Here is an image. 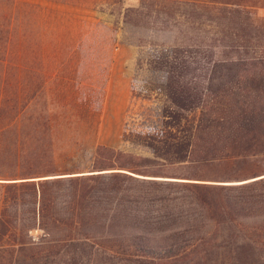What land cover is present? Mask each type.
Returning a JSON list of instances; mask_svg holds the SVG:
<instances>
[{"label":"trees","instance_id":"16d2710c","mask_svg":"<svg viewBox=\"0 0 264 264\" xmlns=\"http://www.w3.org/2000/svg\"><path fill=\"white\" fill-rule=\"evenodd\" d=\"M64 1L103 9L97 0ZM261 8L264 0L126 6L118 42L140 48L131 97L141 102L123 138L149 154L98 144L91 168L72 172L51 165L48 116L35 107L44 81L31 65L17 75L20 64L8 61L34 42L2 40L0 135L13 131L21 153L25 126L39 132L37 164L0 181V240L16 245L8 264L22 252L32 264H93L75 245H111L99 264H264L254 246L264 245V175L230 182L177 170L264 153ZM12 19L5 16L8 30Z\"/></svg>","mask_w":264,"mask_h":264},{"label":"rangeland","instance_id":"374dc122","mask_svg":"<svg viewBox=\"0 0 264 264\" xmlns=\"http://www.w3.org/2000/svg\"><path fill=\"white\" fill-rule=\"evenodd\" d=\"M97 1L103 9H95L108 14L113 21V28L117 30L124 8L139 2V0ZM80 6L89 5L64 0H0L1 45L2 40L8 35L24 45L28 39L34 42L33 51L20 48L16 54L8 56V61L14 60L20 64L16 70L17 75L24 76L28 70L25 66L31 65L39 80L44 81L47 74L51 76L49 82L45 86L43 84L35 100V107L46 112L48 116L51 165L56 172L91 168L98 144L149 154L143 147L123 138L130 115L138 119L137 112L140 109L141 100L131 97L132 78L136 72L140 48L126 44L129 46V55L124 50L119 51L118 66L112 68L114 77L112 86L110 89L104 88L108 70L110 74L108 55L112 51V46L102 40L104 33L102 30L98 36H85L88 27L80 21L83 15ZM260 12L264 13V8H261ZM6 15L13 16L9 30L3 26ZM131 50L133 53H130ZM89 51H95L96 56L88 55ZM128 57H131L129 62ZM120 72L128 78V85ZM126 86L128 92L124 106L125 100L123 98L122 101L121 98ZM22 116L24 121L28 122L29 112H23ZM38 136L39 132L25 126L20 153L18 147L11 144L13 131H6L0 135V181L18 177L37 164L34 148ZM177 170L198 173L197 177H228L233 179L230 182H239L240 178H248L255 174L264 175V153L254 154L239 162L228 160L196 168L181 167ZM3 205V188L0 186V210ZM37 232L33 230L32 234ZM8 237L0 240V264H8V259L16 247L9 245L13 237ZM109 246L111 245H75V248L88 256L93 264H99L101 261L108 262L105 254L99 250L101 247ZM254 246L264 255V245ZM58 248V245L49 247L53 252ZM72 253L76 252L70 247L68 256ZM224 262L223 264L228 263L226 258ZM18 263L32 264V259L22 252L19 262L16 261L15 264ZM214 264H221V261Z\"/></svg>","mask_w":264,"mask_h":264},{"label":"crops","instance_id":"0c3cea01","mask_svg":"<svg viewBox=\"0 0 264 264\" xmlns=\"http://www.w3.org/2000/svg\"><path fill=\"white\" fill-rule=\"evenodd\" d=\"M80 8L82 9V12H83V15H82V18H80V21L88 27V29H86L85 31V36H98V34H100L102 30L104 32L102 33V40H104V42H106L107 45L112 46V51L108 55V58H109L108 67H110L109 68L110 74L108 70V72L106 73V83L104 86V88L110 89V87L112 86L111 84L113 83V80H114L113 79L114 77L112 76L113 74L112 68H115V66L116 67L118 66V61H119L118 53L120 50H124L128 52V55H129V46L126 44H120L118 42L120 31L113 28V21L109 17L108 14H104L102 13L103 12L102 10H98V9H95L89 6H80ZM97 12H99L100 14H98ZM95 53H96L95 51H89L88 55H90L91 57H95L96 56ZM130 53H133V51L131 50ZM130 58L131 57H128V62ZM114 73H116V71ZM120 75H122L124 80L126 79V85H128L129 84L128 78L123 74V72L122 73L120 72ZM50 77L51 76L49 74L46 75V79L44 80V86L46 85V83L49 82ZM124 89L125 91L121 99L123 101V98H124L125 100L124 106H125V102H126L125 98L128 92L127 86Z\"/></svg>","mask_w":264,"mask_h":264}]
</instances>
